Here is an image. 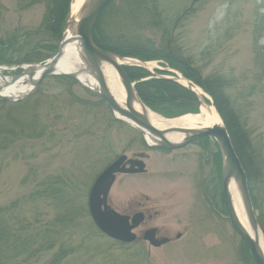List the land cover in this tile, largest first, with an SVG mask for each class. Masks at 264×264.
<instances>
[{
  "label": "rangeland",
  "instance_id": "rangeland-1",
  "mask_svg": "<svg viewBox=\"0 0 264 264\" xmlns=\"http://www.w3.org/2000/svg\"><path fill=\"white\" fill-rule=\"evenodd\" d=\"M48 4L0 0V67L7 69L2 72L6 78L20 71L17 66L41 63L56 51L58 42L49 38L45 17ZM108 5L101 25L115 43L169 52L188 60L201 78L218 75L226 81L224 93L240 132L247 134V148L241 153L248 172L255 170L248 189L264 238V0H157L158 24L145 14L137 23L114 15L124 5L135 9L131 0H111ZM186 8L190 10L182 17ZM38 57L41 60L25 61ZM152 61L172 69L161 58ZM17 84L29 85L26 79ZM37 90L23 112L39 113L46 131L0 150V206L23 203L34 225L50 222L65 209L74 217V224L60 234L65 252L60 253L57 242L39 264H253L224 217L218 149L212 139L170 151L147 148L140 132L115 120L109 107L78 81L48 76ZM137 153L147 156L146 171L116 175L107 197L119 213L146 211L145 222L133 230L136 240L122 243L97 229L87 196L107 165L122 154L132 158ZM152 227L169 242L155 247L141 239Z\"/></svg>",
  "mask_w": 264,
  "mask_h": 264
},
{
  "label": "trees",
  "instance_id": "trees-1",
  "mask_svg": "<svg viewBox=\"0 0 264 264\" xmlns=\"http://www.w3.org/2000/svg\"><path fill=\"white\" fill-rule=\"evenodd\" d=\"M47 1L49 4L45 17L50 30L49 38L58 41L63 31L70 0ZM131 1L136 6L135 9H132L131 5H124L114 15L122 21L129 20L132 23H137L141 21L140 17L145 14L147 20L152 22V24L160 23V10L157 0ZM192 1L195 2L196 0ZM108 7L109 5L103 13ZM188 10L190 8L183 10L182 17L186 15ZM103 13L92 31V40L96 46L120 57L137 58L142 61H152L153 59L161 58L172 69L199 86L210 97L212 105L226 127L235 153L245 169L249 187L250 177L254 178L255 170L248 172L247 159L245 160L244 155H242V149L247 148V143L244 141L247 134L240 132L241 129L236 121V115L231 110L228 97L224 93L226 81L223 77L213 75L201 78L196 70L191 69L188 60L175 57L169 52L151 51L148 47L138 43H115L114 36L108 34L107 29L101 25ZM182 17L179 18L181 19ZM38 60H41V57L30 58L25 61ZM123 69L131 82L137 81L134 88L138 97L153 112L165 118H174L187 112H198L200 105L198 98L182 85L172 80L158 77L140 80L149 76L144 69L131 66L123 67ZM166 72L157 70L158 74ZM58 78L74 84L76 82L75 79L66 76H58ZM38 92L39 90L18 102H9L0 98V150L9 148L17 140L37 139L44 135L47 126L44 124L40 114L23 112V109L30 105L32 99L37 97ZM204 100L208 103L206 99ZM98 102L102 103L99 99ZM215 146L218 149L216 144ZM215 161L218 164L220 173L221 155L219 149L216 150ZM21 204L12 202L9 206H0V264H39L43 254L54 247L57 242L59 251L63 254L66 248H64V243L60 242V234L67 226L74 224V217L65 209L50 222H40L39 225H34L28 221L27 208L23 206V203ZM244 250L249 256L245 246ZM55 256H58V253ZM51 261H45L43 264H52Z\"/></svg>",
  "mask_w": 264,
  "mask_h": 264
},
{
  "label": "water",
  "instance_id": "water-1",
  "mask_svg": "<svg viewBox=\"0 0 264 264\" xmlns=\"http://www.w3.org/2000/svg\"><path fill=\"white\" fill-rule=\"evenodd\" d=\"M111 2V0H86L80 10L79 19L75 25V33L73 36H65L66 21L64 23V29L62 31L61 37L58 39V46L54 54L44 60L41 63H31L23 66H17L20 71L16 74L11 75L6 78L2 75V72L7 71V69L0 67V98L9 102H18L23 98L36 92L39 83L48 76H67L78 81L80 85L89 89L87 86L81 84L77 79L76 75L73 73H63L56 72L55 65L60 59L62 54L63 46L67 42L76 41L79 44L81 51V59L85 65V72L93 77L98 83V91L94 92L89 89L92 93L96 95L103 103H105L113 116V118L119 122H122L141 133L143 142L147 148H159L163 150H177L181 149L195 140L201 138L212 139L220 152L221 155V191L222 200L225 210V218L228 220L231 228L237 234L241 242L246 247L253 264H264V258L261 255L256 236L252 238L247 231L242 227L238 221L236 214L234 212L230 193L228 191V184L232 180L234 181L239 199L246 216L249 227L255 233L261 230L258 226L256 216L252 207L251 197L248 189L247 178L245 172L242 168L240 160L238 159L234 148L232 146L228 132L223 124L213 125L210 127H205L201 129H189L179 127L175 129L179 133L183 134V139L178 142H171L166 139L165 134L169 131H162L154 126H152L144 116L136 111L132 107V98L135 94L141 107H146L138 97L134 85L135 82H131L123 67L137 66L143 68L149 72L148 69L141 65L134 64H118L115 59H127L126 57L117 56L109 51H103L96 46L92 40V31L95 23L99 19L105 7ZM102 62H109L114 66L116 73L119 76L120 82L126 91V99L124 105L121 106L114 99L110 91L107 89L103 76L101 74L100 65ZM143 62V61H142ZM40 69L38 76L34 79V74ZM155 70L169 71L173 74L179 76V73L171 69H161L159 67H154ZM12 70V69H11ZM174 78H169L174 82L179 83L191 92L195 94L198 98L200 104H207L202 97L198 96L191 87V82L182 77V79L188 82V85L181 84L178 80ZM160 78V76L158 77ZM26 79L30 85L28 91L22 93L21 95H10L3 94L2 90L6 87L15 85L20 81ZM210 101V98L203 97ZM211 103V101H210ZM202 105V104H201ZM208 105V104H207ZM215 110L214 106L211 105ZM148 108V107H146ZM216 112V110H215ZM183 116V115H181ZM162 117V116H161ZM180 117V116H179ZM219 117V116H218ZM163 119H168L164 118ZM176 118V117H175ZM173 119V118H172ZM144 134L147 135L152 143H148L145 140ZM144 154L137 153L132 158H127L126 155L122 154L118 156L113 162L107 165L94 179L93 183L88 192L87 196V207L90 217L97 227V229L104 235L111 239L120 242H132L136 240V235L133 230L137 228L143 221V214L136 213L129 217L128 215L120 214L114 211L107 202L108 192L113 184L117 174H136L145 172ZM156 228H149L142 232L141 239L147 241L149 245L158 247L164 243L169 242L166 237H155ZM262 235V233H261ZM180 234H176L175 238H179ZM263 237V236H262ZM264 240V238H263Z\"/></svg>",
  "mask_w": 264,
  "mask_h": 264
},
{
  "label": "bare ground",
  "instance_id": "bare-ground-1",
  "mask_svg": "<svg viewBox=\"0 0 264 264\" xmlns=\"http://www.w3.org/2000/svg\"><path fill=\"white\" fill-rule=\"evenodd\" d=\"M85 2H86V0H71L70 5H69V10L67 13V17L65 19V21H66L65 36L66 37H70V36L74 35L75 25L79 19L81 7L83 6V4ZM96 23H95V25H96ZM95 25H94V27H95ZM94 27H93V29H94ZM99 49H101V48H99ZM115 61H116V63H118L120 65L121 64L141 65L144 68L149 70V72H148L147 70L144 69L145 71L148 72L149 78L159 77L156 75L158 73H157V70L154 69V67H156V65L153 61H151V62L150 61H147V62L143 61L142 62V61H139V60L131 58V57L127 58V59L116 58ZM158 63H161V62L158 61ZM161 65H163V64H161ZM132 67H137V66H132ZM84 68H85V65L81 59V51H80L79 44L76 41L67 42L63 46V50H62V54L60 56V59L58 60V62L55 65V71L60 72V73L61 72L73 73L76 75L77 79L79 80V82L81 84L87 86L89 89H92L94 92H97L99 89L97 81L93 77L88 75L85 72ZM138 68H140V67H138ZM141 69H143V68H141ZM152 69H153V71H152ZM100 70H101V74L103 76V79H104V82H105L107 89L110 91V93L112 94L114 99L117 101V103L119 105L123 106L125 99H126V91L120 82L119 76L116 73L114 66L112 64H110L109 62H102L100 65ZM39 71H40V69H38L36 71V73L34 74V79L38 76ZM177 73H179V72H177ZM180 75L181 74L179 73V76ZM174 77H175V75L169 71H167L166 73L160 74V78H163V79H169V78H174ZM182 77H180L178 81L181 84L188 85V82L186 80L182 79ZM183 78H185V77H183ZM169 80H171V79H169ZM190 85H191L192 89L195 91V93L198 96L202 97V99H203V97H207V94L205 92H203L199 86L195 85L192 82ZM29 88H30V85L22 86L20 84H15V85L6 87L4 90H2V93L16 96V95H21L22 93L28 91ZM191 93L194 94L193 92H191ZM201 104L199 105L197 113H194V114L190 113V114H186V115L176 117L173 119L172 118L171 119H163L161 117V115L153 112L149 108L141 107V105L138 101V98L136 97L135 94L133 95V98H132V107L136 111L140 112L144 116V118H146L147 121L152 126H154L155 128L162 130V131H169L168 133L165 134V137L167 140H169L171 142H178V141H181L183 139V134H181L175 130L179 127H182V128L184 127V128H189V129H201V128L210 127L213 125H220L221 120L218 117L215 110L213 109V107L210 105H207L205 103H201ZM144 137L148 143H152V141L150 140V138L147 135L144 134ZM115 179H116V177H115ZM111 187H112V185H111ZM111 187H110V189H111ZM110 189H109V191H110ZM228 191L230 193L232 206H233V209H234V212L236 214L238 221L240 222L242 227L247 231V233L252 238H255V236H256V240H257L261 255L264 258V240H263V237L259 231H257L256 235H255V233L249 227L246 216L244 214V211H243V208L241 205V202H240V199H239V195H238L236 185H235L234 181H232V180L228 184ZM108 194H109V192H108Z\"/></svg>",
  "mask_w": 264,
  "mask_h": 264
},
{
  "label": "flooded vegetation",
  "instance_id": "flooded-vegetation-1",
  "mask_svg": "<svg viewBox=\"0 0 264 264\" xmlns=\"http://www.w3.org/2000/svg\"><path fill=\"white\" fill-rule=\"evenodd\" d=\"M145 158H147V156H145L144 155V159ZM209 201V205H210V207L212 208V210L214 211V209H213V205H212V203L210 202V200H208ZM145 209V208H144ZM136 212H141V213H143V215H144V219H143V222L141 223V224H143L144 222H145V219H146V215H145V212L146 211H144V212H142V211H135L134 213H136ZM134 213H132V214H134ZM215 213L218 215V216H222V213H219V212H216L215 211ZM132 214H130V216L132 215ZM148 218H150V216H148ZM140 224V225H141ZM153 228V227H152ZM147 229H149V228H147ZM146 230V229H145ZM144 230V231H145ZM155 237L158 239V237L160 238V237H163V236H160L159 234H158V230L156 229V232H155ZM167 238V237H166ZM169 239V238H168Z\"/></svg>",
  "mask_w": 264,
  "mask_h": 264
}]
</instances>
